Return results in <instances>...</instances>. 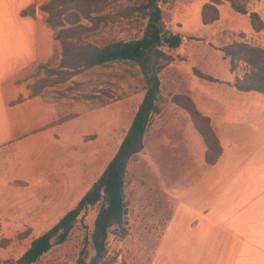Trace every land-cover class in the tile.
Here are the masks:
<instances>
[{
	"label": "rangeland",
	"instance_id": "obj_1",
	"mask_svg": "<svg viewBox=\"0 0 264 264\" xmlns=\"http://www.w3.org/2000/svg\"><path fill=\"white\" fill-rule=\"evenodd\" d=\"M100 1L96 15L103 18L85 42L102 45L105 42L127 41L142 36L147 18L139 7L145 0ZM210 2L158 1L163 30L179 34L182 38L176 49H170L166 44L160 47L167 59L160 62L163 68L158 73L160 83L157 110L151 114L145 131V140L151 139L156 135L152 131L153 124L162 125L159 134L163 140L168 138L166 143L158 142V150L163 154L168 152L166 148L171 153L169 148L183 135L182 132L193 131L198 136L188 114L173 102L172 97L176 94L189 95L203 112H208L206 105L210 101L220 97L229 100L232 84L227 82L237 76L241 77L248 70V66L240 62L235 71L231 72L228 58L224 57L220 48L231 42L264 48V29L254 32L248 20L251 11L258 13L264 20V0H246L244 6L247 14L234 12L229 3L222 0L216 5L218 19L205 25L201 21V9ZM81 22L90 24L85 19H81ZM59 44L61 54L60 41ZM58 50L56 47L53 57L37 67L27 87L33 85L34 89H39L40 95L48 101L61 103L64 100L69 108L63 112H69L66 116L70 121L59 128L57 140L49 136L40 144L30 143L29 149L16 153L13 151L14 155L19 154L15 163L20 162L23 155L29 158V166L25 165L28 160L22 161L25 165L22 170L26 171L24 175L30 180V185L26 189L0 191V264H10L16 260L34 238L51 228L64 213L75 206L95 180L103 163L109 161L116 152L146 90L142 73L131 62L118 61L108 66L94 67L65 80L66 76L57 72L60 62L57 60ZM194 71L211 76L214 81L198 78ZM60 110H63L62 107ZM141 147L142 144L136 147L127 159L123 187L125 207L128 208L127 223L122 222L120 226L114 224L108 228L105 253L93 264H152L153 257L157 251L160 252L159 246L169 252L173 239L176 240L180 233L177 229L181 230L182 223L177 219L173 224L175 231L166 233L160 241L166 221L171 215L170 200L154 198L147 191L156 182V186L161 188L158 194L166 192V189H176L173 181L176 171L167 172L163 167L158 175L161 178H156L152 168L139 164L144 162L139 157H147ZM174 147L178 149L181 145ZM143 148L146 149V145ZM40 154L41 159L35 160V156ZM160 157L159 163L164 162L165 157ZM52 162L56 163L53 167ZM91 162H94L92 166L89 164ZM96 164L99 166L93 169ZM51 168L61 175H85L79 182L66 186L65 190L63 185L57 190L58 180L62 176L59 175L58 179L55 170ZM139 177L146 190V200L141 208L137 207L135 198ZM190 178L188 175L182 179L179 177V186L186 184ZM6 201L13 204V207L4 205ZM19 202L23 204L17 205ZM100 204L83 210L66 240L61 244H53L33 264H75L82 249L85 250L87 261L96 258L90 234Z\"/></svg>",
	"mask_w": 264,
	"mask_h": 264
},
{
	"label": "crops",
	"instance_id": "obj_2",
	"mask_svg": "<svg viewBox=\"0 0 264 264\" xmlns=\"http://www.w3.org/2000/svg\"><path fill=\"white\" fill-rule=\"evenodd\" d=\"M47 1L0 0V191L26 189L30 185L24 175L26 171L22 170L30 165V160L20 155V162L15 163L19 154L14 155L13 151L29 149L30 143L40 144L49 136L57 140L59 128L70 121L53 124L69 114L63 112L69 108L64 100L59 103L41 95L28 97L27 83L37 67L53 57L56 47L57 60L61 57L59 40L54 39L45 13L39 9ZM31 5L35 7L34 15H21ZM234 80L227 82L232 84L229 100L220 97L210 101L206 105L208 112H203L191 98L209 118L219 141L221 153L214 164L205 162V144L193 131H181L183 135L169 148L171 153L166 148L168 152L164 154L158 150V144L168 142V138L163 140L159 134L162 125L153 124L156 135L151 139L145 140L146 132L143 134L142 149L147 157H139L144 160L139 164L152 168L158 179L163 167L167 172L176 171L173 180L176 189L158 194L161 188L156 182L147 190L154 198L170 200L171 215L160 241L166 233L175 231L173 224L177 219L182 223L169 252L159 246L160 252L157 251L152 264H264V95L238 91L233 87ZM20 96L22 101L13 103ZM179 144L181 147L175 149ZM41 155L34 159H41ZM159 157H165V161L159 163ZM23 160L28 163L23 165ZM107 163L108 160L103 163L95 180ZM55 165L52 162V167ZM54 174L59 179L61 174L57 170ZM84 175H61L57 190L62 185L65 190ZM186 175L191 178L179 186V177ZM137 182L135 198L141 208L146 190L140 177ZM4 205L13 207L7 201Z\"/></svg>",
	"mask_w": 264,
	"mask_h": 264
},
{
	"label": "trees",
	"instance_id": "obj_3",
	"mask_svg": "<svg viewBox=\"0 0 264 264\" xmlns=\"http://www.w3.org/2000/svg\"><path fill=\"white\" fill-rule=\"evenodd\" d=\"M159 0H145L139 7L147 18L143 34L140 38L127 41H110L102 45L85 42L97 29L103 16L98 17L100 0H48L39 6L46 14L45 22L54 31V39L61 43V57L58 65L59 73L66 79L81 71L94 67L108 66L114 62H131L138 66L146 83V90L139 103L130 125L120 141L116 152L110 158L98 178L92 183L75 206L64 213L47 231L34 238L29 247L10 264H33L46 253L53 244L63 243L79 214L89 206L101 203L93 221L90 241L96 258H102L105 253L107 230L112 225L120 226L123 222L122 211L125 207L123 196L124 176L127 159L134 149L142 144V137L148 125L149 118L155 113L159 94L158 73L163 68L161 61L167 57L161 50L166 44L170 49H176L181 43L179 34L166 33L163 30ZM227 1L231 9L239 14H247L244 6L246 0ZM222 0H211L201 9L203 24H212L218 19L216 5ZM35 7L29 6L21 15H34ZM81 19L87 20L86 25ZM250 28L258 33L264 29V21L251 11L248 13ZM68 25V26H67ZM224 57L228 58L229 69L233 72L238 63L243 62L248 70L240 78H236L233 87L242 92L255 91L264 95V48L242 42H231L220 48ZM194 75L208 81H214L211 76L194 71ZM28 97L39 96V89L28 86ZM173 102L189 116L194 129L201 136L206 150L205 162L212 165L218 159L221 148L219 141L211 128L210 120L195 107L193 100L185 94H176ZM22 101L18 97L13 103ZM69 117L64 116L54 122L59 124ZM142 149V147H141ZM93 260V259H92ZM87 261L85 250L82 249L75 264H93Z\"/></svg>",
	"mask_w": 264,
	"mask_h": 264
},
{
	"label": "water",
	"instance_id": "obj_4",
	"mask_svg": "<svg viewBox=\"0 0 264 264\" xmlns=\"http://www.w3.org/2000/svg\"><path fill=\"white\" fill-rule=\"evenodd\" d=\"M127 213H128V208L124 207L122 211V219H123L124 224L127 223ZM108 238H109V235L106 237L105 243L107 242ZM98 260H99L98 258H94L92 260V263H97Z\"/></svg>",
	"mask_w": 264,
	"mask_h": 264
}]
</instances>
